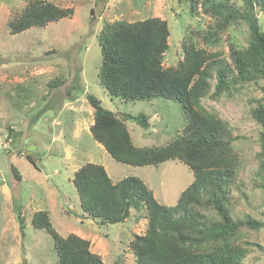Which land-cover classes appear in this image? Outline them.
Instances as JSON below:
<instances>
[{"label":"rangeland","instance_id":"rangeland-1","mask_svg":"<svg viewBox=\"0 0 264 264\" xmlns=\"http://www.w3.org/2000/svg\"><path fill=\"white\" fill-rule=\"evenodd\" d=\"M31 1L0 0V264L55 263L50 236L31 226V217L38 211L48 213L60 236L75 234L88 240L90 251L103 264H134L130 243L134 235L144 234L146 219L131 212L123 224L101 226L85 218L71 183L72 174L88 162L103 166L113 182L137 177L166 207L176 204L193 176L177 161L156 167H132L114 161L91 136L93 109L86 96H94L104 109L116 115L142 113L151 118V127L146 131L134 122H126L135 146L163 145L182 134L186 121L180 105L171 100H111L97 78L101 60L98 33L103 24L113 21L164 20L169 37L162 66L167 68L182 61L184 43L221 53L229 61L230 37L241 43L247 30L240 24L219 32L213 43L203 42L202 37L218 23L203 8V0H194L193 10L190 0H43L72 9V15L43 28L10 35L8 22ZM233 1L241 4L240 0ZM256 16L264 28V14L256 12ZM51 82L61 84L51 89ZM214 83L210 80L211 85ZM261 85H246L230 99L222 96L218 101L202 100L206 110L228 124L237 139L236 147L247 156L248 166L238 176L247 200L237 203L233 197L238 192H230L234 218L260 219L264 209L263 193L252 181L258 128L248 116L254 99L262 95ZM9 129L19 133L13 145ZM26 155L31 156L36 168ZM240 236L248 249L243 264H264V228H242Z\"/></svg>","mask_w":264,"mask_h":264},{"label":"trees","instance_id":"trees-1","mask_svg":"<svg viewBox=\"0 0 264 264\" xmlns=\"http://www.w3.org/2000/svg\"><path fill=\"white\" fill-rule=\"evenodd\" d=\"M237 2L202 1L205 11L218 21L202 37L203 42L213 43L219 32L240 24L247 30L241 43L233 35L230 37L229 61L221 53H209L194 43H184L182 61L164 68L169 30L167 23L157 17L131 23L123 20L105 23L98 33L101 60L97 78L110 99L124 103L171 100L180 105L186 121L182 134L163 145L135 146L126 122H134L146 131L151 127V118L142 113L116 115L104 109L94 96H86L93 109L91 136L114 161L132 167H156L177 161L193 176L176 204L166 207L156 201L137 177L112 182L103 166L88 162L72 174L71 183L85 218L101 226L123 224L131 212L146 219L144 234L134 235L130 243L134 264H243L248 249L240 230L264 228V209L260 219L232 217V189L238 192L233 197L235 202L247 200L238 177L248 166L247 156L236 147L237 139L228 124L202 106L203 99L218 101L222 96L230 99L246 85L263 84L259 86L262 95L254 99L248 116L258 128L252 181L263 193L264 207V28L256 16V12L264 14V0ZM190 3L193 10L196 2ZM71 15L70 8L34 0L8 22L9 34L43 28ZM210 80L215 83L211 85ZM59 84L51 82L49 87ZM8 133L13 145L19 133L13 129ZM26 159L34 164L30 155ZM11 171L19 179L14 167ZM16 216L22 225L19 210ZM31 226L50 236L56 254L54 264H103L90 251L88 240L75 234L60 236L47 212L33 213Z\"/></svg>","mask_w":264,"mask_h":264},{"label":"crops","instance_id":"crops-1","mask_svg":"<svg viewBox=\"0 0 264 264\" xmlns=\"http://www.w3.org/2000/svg\"><path fill=\"white\" fill-rule=\"evenodd\" d=\"M113 182V181H112Z\"/></svg>","mask_w":264,"mask_h":264}]
</instances>
